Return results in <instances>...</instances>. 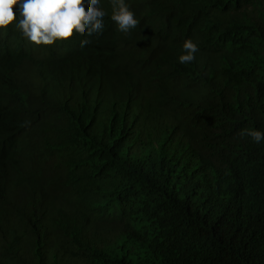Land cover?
Listing matches in <instances>:
<instances>
[{"label":"trees","instance_id":"16d2710c","mask_svg":"<svg viewBox=\"0 0 264 264\" xmlns=\"http://www.w3.org/2000/svg\"><path fill=\"white\" fill-rule=\"evenodd\" d=\"M125 2L0 35V264H264V0Z\"/></svg>","mask_w":264,"mask_h":264},{"label":"clouds","instance_id":"9594fccd","mask_svg":"<svg viewBox=\"0 0 264 264\" xmlns=\"http://www.w3.org/2000/svg\"><path fill=\"white\" fill-rule=\"evenodd\" d=\"M101 0H0V35L10 26L20 31L21 36L33 46H48L66 40L73 33L83 34L79 41L83 48L89 43L87 37L99 35L104 27L105 11ZM110 20L118 32L128 33L137 26L138 20L125 0H109ZM17 5L14 15L12 6ZM180 64L194 60L197 45L185 39L181 45ZM252 142L264 139V132L251 130L246 133Z\"/></svg>","mask_w":264,"mask_h":264}]
</instances>
